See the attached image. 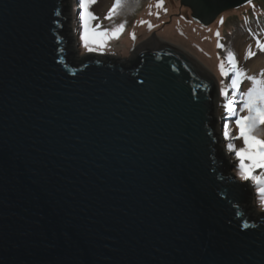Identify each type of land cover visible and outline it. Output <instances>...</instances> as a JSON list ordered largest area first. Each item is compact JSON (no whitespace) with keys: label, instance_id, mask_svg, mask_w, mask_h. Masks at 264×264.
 <instances>
[{"label":"water","instance_id":"1","mask_svg":"<svg viewBox=\"0 0 264 264\" xmlns=\"http://www.w3.org/2000/svg\"><path fill=\"white\" fill-rule=\"evenodd\" d=\"M180 2L202 25L246 4ZM153 40L78 55L72 0H0V264H264L219 83Z\"/></svg>","mask_w":264,"mask_h":264},{"label":"rangeland","instance_id":"2","mask_svg":"<svg viewBox=\"0 0 264 264\" xmlns=\"http://www.w3.org/2000/svg\"><path fill=\"white\" fill-rule=\"evenodd\" d=\"M113 2L114 0H97L96 3L88 7V11L98 17L97 20L92 21L93 26L96 24L101 25L98 31L110 30L114 25L126 21L125 28L120 33L119 38L108 40L102 51H95L97 53H109L126 57L141 43L151 41L153 37H156V39L177 46L194 56L200 64L209 69L208 71L212 72L213 75L215 74L220 89L221 87L227 88L231 81V73L229 76L224 77L220 75L219 71L220 60L227 57L228 51L235 54L237 66L246 75L261 78L260 74L264 72V51H260L256 47L257 39L264 43V0H253L255 9L244 4L224 11L214 22L208 25L196 22L191 16V9L181 5L180 0H164L163 8H167L166 13L163 8L156 7V0H126V3L117 9L111 20L105 19ZM78 5L79 0H72V27L76 37L78 55H82L89 52L82 46V41L79 39L80 32L83 29L80 27L78 15L83 9ZM149 11L152 12V15H149ZM157 13H159V18H157ZM221 16L224 17L223 24L219 23ZM148 20H151V24L154 26L151 30L148 23H140V21L149 22ZM214 30L215 33L219 31V37L215 35ZM133 33L136 36L135 40L132 39ZM209 34H212V36ZM217 43L222 44L223 47H217ZM249 46H251V51L255 55L246 58ZM221 81H223V84H221ZM249 87H251V81L243 80L240 85V92L247 91ZM227 92L226 96L220 92L217 115L223 146L229 153L232 163L237 166L239 161L235 157V153L228 150L227 144L234 142L235 148L238 150L243 147V141L242 139L234 141L231 139L238 135L239 129L234 123L235 117L230 116L225 105L228 104L229 100L233 101V105L237 110L241 105L237 103L238 96L234 98L232 89L227 88ZM240 114L246 115L247 113ZM225 124L228 125L229 139H225L223 135ZM258 135L261 139H264V126H261ZM245 162L247 163V161ZM262 171L264 169H256L254 174L259 175ZM231 172L235 178L239 179L238 167H232ZM253 189L256 209L264 210L260 206L259 193L254 185Z\"/></svg>","mask_w":264,"mask_h":264},{"label":"snow or ice","instance_id":"3","mask_svg":"<svg viewBox=\"0 0 264 264\" xmlns=\"http://www.w3.org/2000/svg\"><path fill=\"white\" fill-rule=\"evenodd\" d=\"M97 0H79V7L83 9L78 15L80 27L83 31L80 32L79 39L82 41V46L88 52L102 51L104 45L108 40L118 39L120 33L125 28L126 21L117 25H114L110 30L105 29L98 31L101 27L100 24L93 26L92 21L98 19L96 15L88 11V7L91 4L96 3ZM126 0H114L112 7L109 9L105 19L111 20L117 9ZM246 4L250 5L255 9L253 0H246ZM164 0H156V7L163 8ZM243 6V5H242ZM151 8V5L149 6ZM164 12H167V8H163ZM149 15L152 12L149 11ZM159 18V13L156 14ZM141 24L148 23L149 29L151 30L154 26L147 21H140ZM219 23H224V17L221 16ZM217 37L220 36L219 31L215 33ZM132 39L135 40V33L132 34ZM217 47H223L222 44L217 43ZM256 47L260 51H264V43L259 39L256 40ZM255 55L251 51V46L246 53V58H250ZM220 75L227 77L231 73V81L227 88L233 90L234 98L238 96L237 103L241 106L237 110L233 101L229 100L228 104L225 105L230 116L235 117V125L239 129L238 135L232 137L234 141L236 139H242L243 147L240 149L235 148L234 142L228 143L227 148L230 152L235 153V157L238 159V176L241 181H251L255 186L256 191L259 193V203L264 208V171L259 175L254 174L256 169H264V139H261L258 135V131L261 126H264V72L260 74L261 78L257 76H249L237 66L235 54L232 51H228L227 57L221 59L219 63ZM247 79L251 81V87L245 92H240V85L243 80ZM223 84V81H221ZM227 88L221 87L220 92L222 95H227ZM246 112V115L240 113ZM225 131L223 135L225 139H229V132L227 131L228 125H224ZM247 161V163L245 162Z\"/></svg>","mask_w":264,"mask_h":264},{"label":"bare ground","instance_id":"4","mask_svg":"<svg viewBox=\"0 0 264 264\" xmlns=\"http://www.w3.org/2000/svg\"><path fill=\"white\" fill-rule=\"evenodd\" d=\"M150 23H151V20H148ZM214 33H215V30L213 31ZM194 33H193V31H192V35H193ZM210 36H212V34H209ZM149 41V40H148ZM153 41H158V42H162V41H160V40H158V39H156V40H153ZM162 43H164V42H162ZM209 70V69H208ZM259 76V75H258Z\"/></svg>","mask_w":264,"mask_h":264},{"label":"trees","instance_id":"5","mask_svg":"<svg viewBox=\"0 0 264 264\" xmlns=\"http://www.w3.org/2000/svg\"><path fill=\"white\" fill-rule=\"evenodd\" d=\"M74 59H77L76 57H74V55L73 56H71V61H74Z\"/></svg>","mask_w":264,"mask_h":264}]
</instances>
